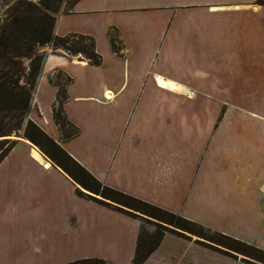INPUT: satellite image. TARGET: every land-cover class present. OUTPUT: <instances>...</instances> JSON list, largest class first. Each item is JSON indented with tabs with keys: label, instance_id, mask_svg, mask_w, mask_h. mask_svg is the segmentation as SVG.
I'll list each match as a JSON object with an SVG mask.
<instances>
[{
	"label": "crops",
	"instance_id": "crops-1",
	"mask_svg": "<svg viewBox=\"0 0 264 264\" xmlns=\"http://www.w3.org/2000/svg\"><path fill=\"white\" fill-rule=\"evenodd\" d=\"M53 32L93 36L101 62L42 47L27 117L104 185L264 248L238 232H264V3L77 0ZM86 194L100 198L20 138L0 161V264H133L139 220ZM192 236L164 233L140 264H249Z\"/></svg>",
	"mask_w": 264,
	"mask_h": 264
},
{
	"label": "trees",
	"instance_id": "trees-1",
	"mask_svg": "<svg viewBox=\"0 0 264 264\" xmlns=\"http://www.w3.org/2000/svg\"><path fill=\"white\" fill-rule=\"evenodd\" d=\"M62 1L15 0L0 18V161L17 143V140L9 136L22 130L23 138L37 145L81 187L100 197L86 194L87 198L138 219L140 224L133 264H140L156 248L166 232L187 239L194 235L199 238L195 240L197 243L210 249L234 258L240 254L243 256L241 260L249 264H264V250L261 248L104 185L27 118L32 92L46 55V52L41 50L43 46L48 45L50 52L54 54L62 52L68 56L79 55L92 65H99L101 62L93 36L75 32L54 34L56 14ZM76 1L71 0L65 12H68ZM257 2L264 3V0ZM107 36L111 49L119 53L121 44L117 30L108 29ZM56 72L64 76L65 83L53 80L52 75L48 78L49 82L57 87L52 117L62 139H70L78 133V128L67 119L63 110V103L67 99L66 86L71 78L62 71ZM78 194L83 196L79 190ZM111 202L117 205L112 206ZM66 264H104V261L86 258Z\"/></svg>",
	"mask_w": 264,
	"mask_h": 264
},
{
	"label": "rangeland",
	"instance_id": "rangeland-1",
	"mask_svg": "<svg viewBox=\"0 0 264 264\" xmlns=\"http://www.w3.org/2000/svg\"><path fill=\"white\" fill-rule=\"evenodd\" d=\"M15 0H0V18L1 17H3L4 16V13H5V10H6V8L11 4V3H13ZM30 1H32V2H37V0H30ZM70 3H71V0H63L62 1V3H61V5H60V10L59 11H66L68 8H69V6H70ZM44 47V46H43ZM52 77H53V80H55V81H60L62 84H64L65 83V78H64V76H62V75H59L57 72H54L53 74H52ZM27 116V115H26ZM28 118V117H27ZM66 129H70L71 130V128H69V127H66ZM10 138H12V139H15V140H20V138H22V139H25V138H23V135H22V130L21 131H19L18 133H12L10 136H9ZM32 143V142H31ZM34 144V143H33ZM35 145V144H34ZM40 151H41V153H43V154H45L37 145H35ZM40 153V154H41ZM48 157V156H47ZM49 158V157H48ZM52 161V160H51ZM53 162V161H52ZM234 231V230H233ZM239 231H241L240 232V235H241V237H243V238H245V237H247V239H249V240H253L254 242H256L257 244H259V245H263L264 246V232L263 233H260L259 232V230H255V229H252L251 231L250 230H248V231H246L245 229H244V227H243V230H238V232ZM225 234H227V233H225ZM227 235H230V234H227ZM230 236H232V235H230ZM192 238H196L194 235L192 236ZM237 239H239V240H242V241H246V240H243V239H240V238H237ZM246 243H249V242H246ZM254 246H256V245H254ZM256 247H258V248H261V247H259V246H256ZM261 249H263L264 250V248H261ZM238 257H241L242 255H240V254H238L237 255Z\"/></svg>",
	"mask_w": 264,
	"mask_h": 264
},
{
	"label": "bare ground",
	"instance_id": "bare-ground-1",
	"mask_svg": "<svg viewBox=\"0 0 264 264\" xmlns=\"http://www.w3.org/2000/svg\"><path fill=\"white\" fill-rule=\"evenodd\" d=\"M23 140H25L27 143H29V144L31 145L32 152H33L35 155H37V156L40 155L41 151H40V150H39V149H38L33 143H31L30 141L28 142L27 139H23Z\"/></svg>",
	"mask_w": 264,
	"mask_h": 264
},
{
	"label": "water",
	"instance_id": "water-1",
	"mask_svg": "<svg viewBox=\"0 0 264 264\" xmlns=\"http://www.w3.org/2000/svg\"><path fill=\"white\" fill-rule=\"evenodd\" d=\"M28 140V139H27ZM29 141V140H28ZM81 187V186H80ZM82 189H84L83 187H81ZM85 190V189H84ZM87 191V190H86ZM243 257V256H242Z\"/></svg>",
	"mask_w": 264,
	"mask_h": 264
}]
</instances>
